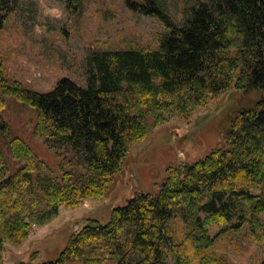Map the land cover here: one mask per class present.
Here are the masks:
<instances>
[{"label": "trees", "instance_id": "1", "mask_svg": "<svg viewBox=\"0 0 264 264\" xmlns=\"http://www.w3.org/2000/svg\"><path fill=\"white\" fill-rule=\"evenodd\" d=\"M12 1L0 0V26ZM125 2L170 31L156 48L91 50L86 86L63 77L38 91L0 68V104L11 94L31 107L61 158L56 171L0 119V261L6 243L21 245L62 206L103 197L150 118L189 115L232 87L264 89V0L200 1L182 26L157 0ZM223 132L224 148L168 166L156 190L135 192L106 222L87 218L57 257L16 264H231L212 248L245 229L264 250V98L236 111Z\"/></svg>", "mask_w": 264, "mask_h": 264}, {"label": "rangeland", "instance_id": "2", "mask_svg": "<svg viewBox=\"0 0 264 264\" xmlns=\"http://www.w3.org/2000/svg\"><path fill=\"white\" fill-rule=\"evenodd\" d=\"M16 0L0 26V68L10 80L38 91H50L63 77L87 85V56L96 49L156 48L160 36L170 31L158 16L132 10L125 0ZM206 0H157L177 26L190 9ZM72 5V6H71ZM57 9L59 15L52 12ZM2 91L0 90V96ZM0 119L11 133L21 136L49 166L58 171L61 159L36 131V112L13 95H3ZM264 98V89L249 92L232 87L222 91L189 115L167 114L154 125L149 119L146 138L132 142L122 169L101 198H86L76 207L62 206L57 216L32 225L21 245L5 244L0 264L44 261L57 257L69 236L87 218L106 222L114 206L124 204L137 191H154L170 165L194 162L226 146L224 127L238 110ZM219 226L212 227L216 232ZM213 250L231 264H260L261 244L249 229L223 234ZM63 264H70L65 262Z\"/></svg>", "mask_w": 264, "mask_h": 264}, {"label": "clouds", "instance_id": "3", "mask_svg": "<svg viewBox=\"0 0 264 264\" xmlns=\"http://www.w3.org/2000/svg\"><path fill=\"white\" fill-rule=\"evenodd\" d=\"M52 12H53L54 14H56L57 16L59 15V13H58V10H57V9H52Z\"/></svg>", "mask_w": 264, "mask_h": 264}]
</instances>
